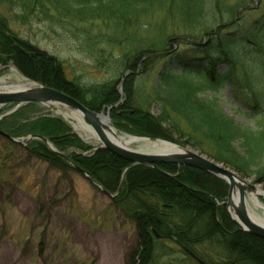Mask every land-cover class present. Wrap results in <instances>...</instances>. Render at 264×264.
Listing matches in <instances>:
<instances>
[{
	"label": "trees",
	"instance_id": "1",
	"mask_svg": "<svg viewBox=\"0 0 264 264\" xmlns=\"http://www.w3.org/2000/svg\"><path fill=\"white\" fill-rule=\"evenodd\" d=\"M254 1L231 3L228 13L238 18L221 23L218 18L222 19L224 0H0L17 6L19 20L25 22L28 17L42 16L58 18L62 24L68 20L76 26L97 21L118 30L100 33L94 41L121 48L114 62L131 73L125 77L122 92L123 72L121 77L91 85L70 79L60 60L17 37L1 18L0 51L7 57L0 60H11L25 77L63 90L90 109L111 108L110 117L120 131L178 144L185 138V143L216 161L264 182V0H258L256 9H248ZM224 4L228 5L226 0ZM213 19L221 23H216L215 29L209 25ZM161 23V27L181 24L184 31H157ZM193 26L201 29V35ZM203 34L206 37L202 39ZM171 38L185 42L179 41L175 47L168 42ZM103 52L96 48L99 65L110 63L114 56L108 58ZM222 63L226 70L219 71ZM151 75L155 81L148 84ZM226 81L234 96L242 99L239 111L253 119V125L238 123L216 99L201 96L206 85L220 87ZM153 107L159 114L153 113ZM11 108L6 106L0 113ZM37 108V103H31L5 115L0 129L13 137L43 135L60 151L73 148L70 158L76 164L109 193L118 192L117 205L137 232L133 264H154L159 250L169 256L174 252L169 243L188 248L206 264H264V239L240 230L227 213L223 203L228 186L224 180L177 164L128 168V162L108 150L93 149L60 117L30 118ZM24 147L29 156L53 167H71L41 140H32Z\"/></svg>",
	"mask_w": 264,
	"mask_h": 264
},
{
	"label": "rangeland",
	"instance_id": "2",
	"mask_svg": "<svg viewBox=\"0 0 264 264\" xmlns=\"http://www.w3.org/2000/svg\"><path fill=\"white\" fill-rule=\"evenodd\" d=\"M237 1L226 0L227 5L224 0L223 8L220 9L223 14L219 16L222 19L218 18L221 23H229L236 17L229 14L228 9L231 3ZM254 2L248 9L253 10L259 6L258 0ZM254 15L252 13L250 17L253 18ZM19 17L17 6L12 7L0 2V18L5 19L10 31L60 60L70 79L91 85L121 77V72L124 73L122 80L125 77L127 71L114 62L115 57L121 54V48L106 41H94L100 33H119L112 26L107 27L97 21L84 23L82 26H76L68 20L62 24L58 18L44 19L42 16L28 17L25 22L19 20ZM156 18L160 20V14ZM218 20H211L209 25L215 29L221 24L217 23ZM161 26L162 23L157 26V31L165 29L169 31L168 34L184 31L181 24L173 26L169 23L165 27ZM192 29L201 35L198 32L201 30L199 27L193 26ZM156 32L154 35H157ZM205 37L203 34L202 39ZM179 41L185 42L180 38H171L168 42L177 47ZM96 48L103 49L102 54L108 58L114 55L108 60L110 63H97ZM6 57V54L0 51V59L5 60ZM5 66L10 68L6 70ZM218 70H226V65L220 64ZM14 73L20 72L11 60H0V87L14 85ZM154 81L155 77L151 75L148 84ZM200 94L206 99H216L224 112L235 118L238 123H255L239 111L242 99L234 96L229 81L220 87L206 85ZM153 113L159 114L157 108L153 107ZM4 114L0 113V116ZM39 115L60 117L69 125L72 133L90 144L93 149L97 148L98 143L88 139V136L76 127L77 121L65 108L38 104L30 118ZM115 130L120 135L128 133L116 127ZM26 137L15 138L25 141ZM174 137L180 138L177 134ZM184 140L185 138H182L183 144L180 145L189 146L207 155ZM235 145L243 151L239 142ZM24 146H14L6 136L0 135V264H133V257L137 258L134 255L138 247L137 232L133 221L127 219L118 207L117 195L114 198L104 193L93 181L72 166L53 167L47 161L29 156ZM73 150L67 148L62 152L70 158ZM237 173L264 190V182H256L255 175L247 177ZM259 198L264 203V197L259 195ZM169 244L174 246V252L164 256L159 250L154 264H201L188 248L184 250L173 243Z\"/></svg>",
	"mask_w": 264,
	"mask_h": 264
},
{
	"label": "water",
	"instance_id": "3",
	"mask_svg": "<svg viewBox=\"0 0 264 264\" xmlns=\"http://www.w3.org/2000/svg\"><path fill=\"white\" fill-rule=\"evenodd\" d=\"M9 68V66L4 67L6 70ZM129 74H131L130 71H127L125 77ZM125 77L119 86L120 92H122ZM31 103L65 108L72 114L81 117L86 125L91 127L97 137L98 146L96 149L102 148L108 150L114 156L128 162V168L139 164L150 165L154 168H158V164H177L194 167L221 178L228 186L227 201L223 204L226 206L230 219L240 230L264 239V225L256 221V219H253L247 209V199L252 193L258 192V185L244 179L237 172L226 167L223 163L215 161L189 146H182L162 138L135 136L127 133L124 135L148 141L149 144H146V146L148 145L150 149L137 150L125 147L117 140L119 135L114 131V123L110 117L111 108H108L107 111L90 109L71 94L55 87L42 85L37 82H32L29 86L24 87H0V108L13 106L5 115L11 114ZM3 116L4 115H1L0 119ZM0 135L6 136L13 142L24 145H27L33 139H39L43 141L53 153L65 159L78 172L84 174L88 179L93 181L104 193L114 198L118 194L117 192V194L112 195L105 190L100 183L92 178L88 171L72 161L66 153L58 150L47 137L33 134L29 135L26 141H23L20 138L12 137L2 129H0ZM156 144H160V147H157ZM259 195L264 197V192H261ZM190 253L194 256L191 251ZM195 258L201 264H205L199 258Z\"/></svg>",
	"mask_w": 264,
	"mask_h": 264
},
{
	"label": "bare ground",
	"instance_id": "4",
	"mask_svg": "<svg viewBox=\"0 0 264 264\" xmlns=\"http://www.w3.org/2000/svg\"><path fill=\"white\" fill-rule=\"evenodd\" d=\"M12 77L15 81L14 85H12L13 88L29 86L32 83L31 79L26 78L24 75L20 73L19 74L14 73L12 74ZM72 118H74L77 121L76 127L82 130V132H84L88 136V139H90L95 143H98L95 133L93 132L90 126L86 125V123L82 120L81 117L72 114ZM114 131L116 132V134L119 135L117 140L120 142L121 145L137 150L150 149L148 145H147L148 147L146 146V144H149L148 141L139 138L129 137L124 134L120 135L116 130ZM156 146L160 147V144L159 145L156 144ZM153 149H157V148H153ZM261 192H264V190L259 188L258 192L249 195V198L247 199V209L250 212L253 219H256V221L264 225V203L259 198V194Z\"/></svg>",
	"mask_w": 264,
	"mask_h": 264
},
{
	"label": "flooded vegetation",
	"instance_id": "5",
	"mask_svg": "<svg viewBox=\"0 0 264 264\" xmlns=\"http://www.w3.org/2000/svg\"><path fill=\"white\" fill-rule=\"evenodd\" d=\"M1 27H2L3 30L6 31L7 36H9L10 38H12L11 33H10L6 28H4L3 26H1ZM31 142H32V141H31ZM31 142H30V143H31Z\"/></svg>",
	"mask_w": 264,
	"mask_h": 264
}]
</instances>
